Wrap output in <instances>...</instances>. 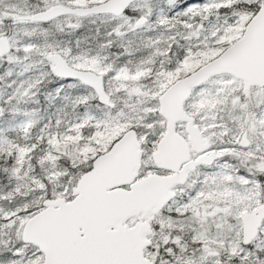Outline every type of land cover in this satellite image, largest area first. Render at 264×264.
Here are the masks:
<instances>
[{
    "label": "snow or ice",
    "instance_id": "obj_1",
    "mask_svg": "<svg viewBox=\"0 0 264 264\" xmlns=\"http://www.w3.org/2000/svg\"><path fill=\"white\" fill-rule=\"evenodd\" d=\"M0 264H264V0H0Z\"/></svg>",
    "mask_w": 264,
    "mask_h": 264
}]
</instances>
